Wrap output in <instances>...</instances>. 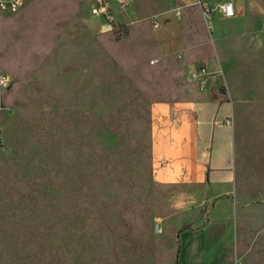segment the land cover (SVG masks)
Here are the masks:
<instances>
[{"label": "rangeland", "instance_id": "rangeland-1", "mask_svg": "<svg viewBox=\"0 0 264 264\" xmlns=\"http://www.w3.org/2000/svg\"><path fill=\"white\" fill-rule=\"evenodd\" d=\"M91 3L28 0L0 14V74L11 81L0 94V264H177L194 243V205L170 202L185 191L177 189L156 208L152 173L151 105L168 97L179 67L159 54L151 16L164 32L182 2L133 0L132 19L113 31L91 16ZM198 9L187 14L198 55L220 56L221 16L202 21ZM256 35L257 43L228 40L231 58L219 59L221 81L247 103L264 99V30ZM238 134L231 208L224 199L207 205L204 264L233 252L238 264L264 262L263 105Z\"/></svg>", "mask_w": 264, "mask_h": 264}, {"label": "crops", "instance_id": "crops-1", "mask_svg": "<svg viewBox=\"0 0 264 264\" xmlns=\"http://www.w3.org/2000/svg\"><path fill=\"white\" fill-rule=\"evenodd\" d=\"M131 1L133 4V0ZM180 1L182 8L180 7L178 15L171 9L161 14L166 15L170 10L173 14L166 19L170 24L166 31L160 32L161 27L156 30L153 28L159 54L162 58L175 62L179 68L175 74L178 81L169 89L168 97L151 105L152 173L159 189L155 197L156 203L160 205L156 208L161 207L164 210L165 201L168 199L166 191L177 189L185 191L170 202L179 203V207H185L184 204L194 205L197 221L195 227L189 229L194 236V243L190 239L191 243L188 244L190 254H187L185 261L180 260L179 256L177 264H204L203 251L206 250L204 230H208L211 224L208 218L214 213V208L207 205L224 199L227 201L224 207L231 208L238 161L239 122L243 118H248V114L254 113L256 107L264 106V99L254 103L243 102L233 85L221 81L219 76L223 69L219 68L221 65L219 59L231 58V55L225 52L227 47L224 46L230 39L240 40L251 35L256 43L259 41L256 33L257 30H264V7L254 0H242L238 6L232 1L236 6L237 15L233 18L221 16L222 25L216 26L220 47L224 51H221L219 56V50L216 48V56L204 57L198 55V39L193 40L190 36L192 27L196 25L187 14H191L197 7L204 18L202 21L207 19L198 0ZM126 12L119 10L116 12L119 26L132 19L126 17ZM154 17L158 16L152 15L151 22ZM243 17L252 18L251 30ZM158 18L162 26V20ZM100 24L102 25V22ZM223 25L230 29L227 27L224 29ZM225 31L232 32L233 37H223ZM203 66L208 71V78L201 83L192 77V73ZM229 120H232V124L228 123ZM241 148L243 149L242 144ZM205 207L207 208L203 209ZM200 216L203 218L207 216V222H198ZM159 219L163 221V218ZM199 223L201 226H198ZM218 250L229 249L225 248V245H220ZM230 255H234L233 259L223 260L222 263L217 259L213 263L238 264L239 254L237 257L234 252ZM261 261L264 264L262 259Z\"/></svg>", "mask_w": 264, "mask_h": 264}, {"label": "built area", "instance_id": "built-area-1", "mask_svg": "<svg viewBox=\"0 0 264 264\" xmlns=\"http://www.w3.org/2000/svg\"><path fill=\"white\" fill-rule=\"evenodd\" d=\"M27 2L28 0H0V14H16L22 10ZM198 2L207 20L213 14H218L223 18H233L237 15V9L233 2H226L219 5H210L207 0H198ZM131 3V0H92L90 13L92 17L102 22L103 28H106L108 31H113L119 27L116 12L118 10L126 12ZM152 25L155 30L159 29L161 27L160 19L158 17L152 18ZM192 77L204 83L205 79L208 78L206 67L203 66L195 69ZM10 85L11 81L9 77L6 74H0V94L2 91L10 88ZM228 123L232 124V120H229Z\"/></svg>", "mask_w": 264, "mask_h": 264}]
</instances>
